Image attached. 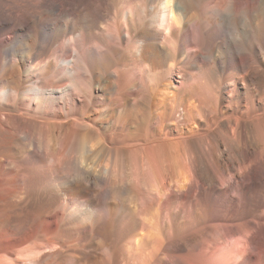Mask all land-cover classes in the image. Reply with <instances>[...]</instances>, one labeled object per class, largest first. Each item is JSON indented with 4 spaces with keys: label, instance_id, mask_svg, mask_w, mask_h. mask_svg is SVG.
<instances>
[{
    "label": "bare ground",
    "instance_id": "6f19581e",
    "mask_svg": "<svg viewBox=\"0 0 264 264\" xmlns=\"http://www.w3.org/2000/svg\"><path fill=\"white\" fill-rule=\"evenodd\" d=\"M0 264H264V0H0Z\"/></svg>",
    "mask_w": 264,
    "mask_h": 264
}]
</instances>
